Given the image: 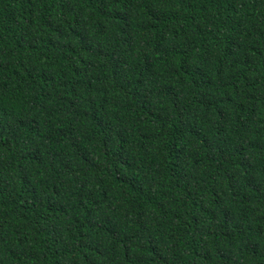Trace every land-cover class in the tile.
<instances>
[{
	"label": "trees",
	"instance_id": "obj_1",
	"mask_svg": "<svg viewBox=\"0 0 264 264\" xmlns=\"http://www.w3.org/2000/svg\"><path fill=\"white\" fill-rule=\"evenodd\" d=\"M0 264H264V0H0Z\"/></svg>",
	"mask_w": 264,
	"mask_h": 264
}]
</instances>
